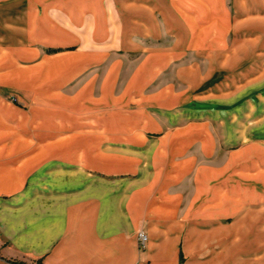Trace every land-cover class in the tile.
<instances>
[{
  "label": "crops",
  "instance_id": "1",
  "mask_svg": "<svg viewBox=\"0 0 264 264\" xmlns=\"http://www.w3.org/2000/svg\"><path fill=\"white\" fill-rule=\"evenodd\" d=\"M232 2L0 0V86L27 91L42 78L46 61L63 55L73 61L63 68L68 74L57 76L60 85L80 72H102V80L109 72L115 85L123 70L133 72V85L147 92L148 102L173 96L183 103L187 92L172 95L173 83L157 92L159 77L175 69L181 87L212 82L216 94L231 95L253 83L250 70L238 69ZM194 55L197 62L190 63ZM205 55L213 56L208 82ZM259 83L260 93L245 100L244 117L251 119L248 133L263 140L235 145L218 168L199 164L192 191L160 190L149 200L140 175L106 173L88 168L87 158L58 153L77 151L76 144L7 137L3 128L12 129L13 116L22 112L19 105L0 106V264H264V67ZM52 103L58 113L71 112L77 95ZM25 117L20 134H27ZM156 124L152 131L164 132ZM181 133L196 135L201 150L208 139L221 142L200 124ZM161 135L166 141L167 133ZM175 160L171 165L190 166ZM174 178L176 184L190 179L183 172ZM139 230L147 235L143 248Z\"/></svg>",
  "mask_w": 264,
  "mask_h": 264
},
{
  "label": "rangeland",
  "instance_id": "2",
  "mask_svg": "<svg viewBox=\"0 0 264 264\" xmlns=\"http://www.w3.org/2000/svg\"><path fill=\"white\" fill-rule=\"evenodd\" d=\"M231 11L236 32L233 42L239 51L238 69L245 68L253 75V83L248 87L237 88L231 95L216 94L212 82L202 88L197 87L194 80V85L181 87L180 71L174 69L159 77L157 83L161 86L157 92L163 88V83H173L172 95L187 92L188 100L180 103L172 96L171 102L151 103L147 101V92L138 93L134 87L133 72L123 70L118 72L120 77L115 85L108 79L109 72L103 80L100 79L102 72L93 73V77L88 72H80L75 80L60 85L56 82L57 76L68 74L69 71L63 68L73 61L62 55L46 61L48 66L41 72L42 78L27 91L20 93L0 86V106L17 109L14 106L19 105L21 109L18 110L23 115V118L21 113L18 117L14 115L13 128H3L2 132L14 140L26 135L27 141L33 144H76L77 151L61 150L58 153L71 160L87 158L91 165L88 168L106 173L140 175L141 194L147 200L160 190L192 191L191 178L200 168L199 164L218 168L235 145L263 140L259 134L248 133L251 119H245L244 114L246 98L260 93V71L264 67V0H233ZM212 60V55H205L204 74L208 78L213 75ZM188 61L196 63L197 56H190ZM54 64L62 67L58 69ZM208 78L205 82L212 80ZM71 91L77 95L73 111L58 113L53 108V98L67 96ZM8 96L16 97L18 103L9 102ZM35 96L47 102H37ZM38 114L42 117H37ZM25 116L27 134H20V122ZM155 122L165 127L164 132L152 131L157 125ZM198 124L221 142L210 144L208 139L204 149H197L196 135L187 139L188 135L181 133V127L195 128ZM138 128L140 134L136 133ZM160 133H167L166 141L161 142ZM183 146L188 149L182 150ZM84 148L88 151H83ZM170 159H176L175 162L189 160L190 166L171 165ZM181 172L190 177L188 183H175L174 177Z\"/></svg>",
  "mask_w": 264,
  "mask_h": 264
},
{
  "label": "built area",
  "instance_id": "3",
  "mask_svg": "<svg viewBox=\"0 0 264 264\" xmlns=\"http://www.w3.org/2000/svg\"><path fill=\"white\" fill-rule=\"evenodd\" d=\"M7 99L11 103H18L17 98L14 96H8ZM136 240H137L138 246L140 248H143V247H145V245L147 243V235L142 230H139L136 233Z\"/></svg>",
  "mask_w": 264,
  "mask_h": 264
},
{
  "label": "trees",
  "instance_id": "4",
  "mask_svg": "<svg viewBox=\"0 0 264 264\" xmlns=\"http://www.w3.org/2000/svg\"><path fill=\"white\" fill-rule=\"evenodd\" d=\"M13 264H26V263H24V262H20V261H11ZM36 264H40V260H38L37 262H36Z\"/></svg>",
  "mask_w": 264,
  "mask_h": 264
}]
</instances>
